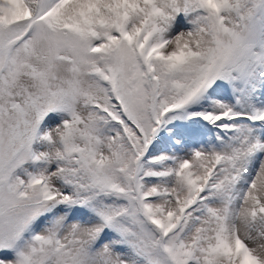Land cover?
Instances as JSON below:
<instances>
[{
    "label": "snow or ice",
    "instance_id": "snow-or-ice-1",
    "mask_svg": "<svg viewBox=\"0 0 264 264\" xmlns=\"http://www.w3.org/2000/svg\"><path fill=\"white\" fill-rule=\"evenodd\" d=\"M0 264H264V0H0Z\"/></svg>",
    "mask_w": 264,
    "mask_h": 264
}]
</instances>
